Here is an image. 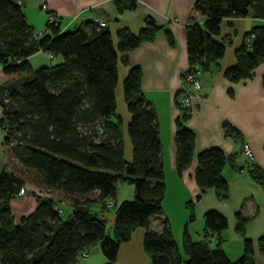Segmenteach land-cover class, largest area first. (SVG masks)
I'll return each mask as SVG.
<instances>
[{
	"label": "trees",
	"instance_id": "1",
	"mask_svg": "<svg viewBox=\"0 0 264 264\" xmlns=\"http://www.w3.org/2000/svg\"><path fill=\"white\" fill-rule=\"evenodd\" d=\"M255 1H195L194 7L204 19L191 20L185 26L188 67L182 73L184 82L187 72L194 73L197 68L207 71L218 63L226 48L224 40L214 37L220 33L222 20L248 15ZM134 4L135 0H116L118 9ZM259 6L252 16L264 17V0ZM159 28L152 20L136 32L119 27L115 47L110 30L91 19L71 29H62L56 19H47L45 34L35 37L36 31L26 20L21 3L0 0V66L5 73L20 75L15 83L4 84L2 88L6 90L0 94L2 144L21 168L36 172L46 190L59 189L71 196L96 193L88 199H75L66 217L60 215L64 209L58 202L40 195L34 209L17 221L10 200L18 195L21 186L25 187V180L15 173L0 171V264H76L80 253L94 244H99L106 257L98 264H114L120 243L128 240L138 226L145 227L142 246L150 264H254L253 243L245 236L247 220L239 211L235 213L234 227L243 236L242 252L234 259L222 246L221 232L228 221L218 210L204 212V229L208 232L200 239H192L187 226L183 227V251L176 245L167 218L159 230L150 228V217L162 214L166 192L158 115L142 92L140 66L130 63L124 53L153 38ZM165 32L173 43L171 31ZM37 51H47L58 56L59 61L32 69L28 57ZM118 52L129 65L122 88L130 113V161L124 158L122 121L116 111ZM234 54L236 60L224 68V76H250L264 60V23L243 33ZM178 94L176 171L181 174L196 157L193 176L200 191L212 187L218 197L224 198L227 181L223 170L229 156L217 145L195 153V133L184 122L190 108L179 100L182 87ZM224 129L239 136L227 123ZM250 173L264 188V170L253 166ZM118 181L133 185V198L116 206L113 199ZM108 201L114 206L112 225L106 214L91 208L94 202L107 207ZM209 234L215 236L213 244ZM257 244L264 254V233Z\"/></svg>",
	"mask_w": 264,
	"mask_h": 264
},
{
	"label": "crops",
	"instance_id": "2",
	"mask_svg": "<svg viewBox=\"0 0 264 264\" xmlns=\"http://www.w3.org/2000/svg\"><path fill=\"white\" fill-rule=\"evenodd\" d=\"M18 1L24 8L26 20L34 31L44 30L47 19H56L62 29H71L85 20H93L97 17L102 19L105 22L104 26L110 30L114 46L117 43L115 32L119 27L126 26L136 32L148 20H152L160 27L153 38L143 40L137 46L126 50L124 54L130 63L140 66L142 92L154 105L158 115L166 183L163 201L166 200L169 188H172L175 191L171 192L174 198H178V204L184 199L193 201L196 218L203 221V214L208 209H215L224 214L228 223L221 232L224 239L222 246L230 259L236 258L242 252L243 236L234 227L235 213L239 211L247 220L245 236L253 243L254 264H264V254L260 252L257 244V239L264 233V188L250 173V168L253 166L264 170V60L255 66L250 76L239 79H230L223 74L224 68L235 62L236 58L233 56L229 61L220 58L211 69L198 73L203 94L195 97L190 114L184 122L195 133V153L205 147L217 145L229 156L223 170L227 181L226 196L220 198L212 187L206 188L203 192L200 191L193 176L196 157L181 174L176 171L175 164V118L180 114L175 99H178V91L183 86L182 73L188 67L185 26L191 20L203 21L204 19V16L194 7L196 0H135L133 7L123 9L117 8L116 0ZM260 1H255L253 10L248 15L224 19L229 22V25H235V22L240 20L244 33L252 26L264 23V17L252 16L260 7ZM42 4H45V7H42ZM165 29L171 31L173 43L168 41ZM234 32L236 33L234 39H237L235 47H237L241 44L243 35L241 38L238 37L239 30L236 27ZM225 36L228 37L229 34L223 33V30L214 35L219 40H224ZM230 40L233 43L232 38ZM40 52L50 58L59 59L58 56H50L47 51H37L28 57L32 69L36 67L33 66L31 59ZM121 55L118 52L117 83L125 77L129 68ZM19 77L18 74L5 73L0 66V94L6 90L2 88L4 84L15 83ZM1 116L2 106L0 105V118ZM224 123L234 128L239 136L225 132ZM3 132L0 125V171L4 170L21 176L20 164L8 154L6 147L2 144ZM244 145H247L252 152L251 160L242 152ZM18 169L20 171H17ZM47 191L48 196L53 198L56 194L68 198L70 196L59 189ZM69 212L70 209L66 211L67 214ZM167 214H169L168 211ZM150 228L157 230L152 227V216ZM205 232L208 231L204 229L203 221L202 230L196 240L202 238ZM208 239L213 244L214 234H209ZM146 256L143 262L150 264V258L147 254Z\"/></svg>",
	"mask_w": 264,
	"mask_h": 264
},
{
	"label": "rangeland",
	"instance_id": "3",
	"mask_svg": "<svg viewBox=\"0 0 264 264\" xmlns=\"http://www.w3.org/2000/svg\"><path fill=\"white\" fill-rule=\"evenodd\" d=\"M251 10L253 9L250 8V11ZM239 22L240 20L235 22V25H229L228 24L229 22H227V20L225 19H223L221 22V31L223 30V33L227 32L230 36V37L229 36L224 37V44L226 48L223 56L221 57L224 61L231 60V56L235 57L234 47L236 46L235 44L237 40L234 39L236 37L235 36L236 33L234 32L235 27L239 30L238 37L241 38L243 35V31H242L243 25ZM36 32L39 33L38 31ZM229 38L230 39L232 38L233 43H231V40ZM115 47H117V43H115ZM58 61L59 59H57L56 57L50 58L49 56H47L46 54H42L41 52L36 54L31 59L33 66H35L36 68L39 67L40 65H47ZM122 82H123V77L120 79V81L117 83L115 87V97L117 104L116 111L120 115L122 121L124 158L125 160L130 161L132 160V156H133L132 145L129 140L128 130H127V124L130 119V113L124 101ZM20 169L21 171L19 169L17 171H20L21 176L25 180L26 191L23 195L21 196L17 195L10 200V207L12 213L17 221L19 220L20 216L27 215L34 209L37 203L38 196L43 194L48 195L47 193L48 191L41 184L40 179L36 174V172L26 169L24 170L23 168ZM171 191H175V190L169 188L166 200L162 201V214L160 215L154 214L152 216V227L159 230L162 225V220L164 218H167L171 230L173 232L176 245L180 249V251H183L182 242H181L183 227L186 225L192 239L196 240L197 236L202 230L203 221L195 217L193 206L191 204L192 200L189 203H187V200L184 199V201H182L183 203L181 202L178 204V198L177 199L174 198L173 196L174 194ZM95 194L96 193L94 192L84 195L83 194H78L75 196L70 195L69 198L65 196H61L60 194H56V196L52 198L55 202H58V204L61 203L60 207L67 211L68 209L71 208L70 206L75 199H88L94 197ZM131 198H133V185L131 183H128L127 181H118L116 185V195L115 198L113 199L116 203V206L121 201ZM91 208L94 211L102 212L106 215H111L113 213L114 206L107 205V207H103L101 203L94 202L91 204ZM66 211L61 212V215L63 217H66L68 215ZM167 211L169 212L170 215L167 214ZM144 231H145L144 226H138L134 229V231L131 234V237L128 240L122 241L120 243L115 264H142V262L147 258L142 246V238ZM111 234H113V232H111ZM86 251H87L86 256H82V255L78 256L77 264H98L106 261V257L102 253L99 244H94L89 248H86Z\"/></svg>",
	"mask_w": 264,
	"mask_h": 264
},
{
	"label": "built area",
	"instance_id": "4",
	"mask_svg": "<svg viewBox=\"0 0 264 264\" xmlns=\"http://www.w3.org/2000/svg\"><path fill=\"white\" fill-rule=\"evenodd\" d=\"M42 7H45V4L41 5ZM93 21L97 24V26H104L105 22L97 17H94ZM46 32V29L40 31L39 33L36 32L34 34L35 37L43 36ZM253 34L248 36V39L251 38ZM51 56V55H50ZM200 72L199 68L196 69L194 73L187 72L185 75V82L183 81L182 86V95L180 97V102L183 106H188L191 109L192 103L195 99V97L199 94H203L201 83L198 78V73ZM242 152L246 155V157L251 160L253 155L250 150V148L247 145H244L242 147ZM26 189L24 186H21L18 191V195H23L25 193ZM108 204L112 205V201H108ZM61 208V207H60ZM59 208V209H60ZM82 256H86L87 252L84 250L80 253Z\"/></svg>",
	"mask_w": 264,
	"mask_h": 264
},
{
	"label": "water",
	"instance_id": "5",
	"mask_svg": "<svg viewBox=\"0 0 264 264\" xmlns=\"http://www.w3.org/2000/svg\"><path fill=\"white\" fill-rule=\"evenodd\" d=\"M114 218H115V213H112L111 215H106V219L110 221V225H112Z\"/></svg>",
	"mask_w": 264,
	"mask_h": 264
}]
</instances>
